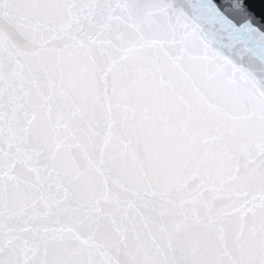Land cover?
<instances>
[{"label": "snow or ice", "instance_id": "6c2138e0", "mask_svg": "<svg viewBox=\"0 0 264 264\" xmlns=\"http://www.w3.org/2000/svg\"><path fill=\"white\" fill-rule=\"evenodd\" d=\"M0 10V264H36L17 243L27 231L106 254L92 225L112 182L134 191L116 205L145 227L170 210L186 227L185 201L166 200L168 189L196 200L191 181L240 161L257 186L229 196L241 251L217 264H264V31L242 0H0ZM241 102L247 114L227 111ZM72 149L85 164L70 163ZM18 200L45 209L19 212ZM47 264L96 262L50 253ZM131 264L205 262L187 253Z\"/></svg>", "mask_w": 264, "mask_h": 264}, {"label": "water", "instance_id": "95a60500", "mask_svg": "<svg viewBox=\"0 0 264 264\" xmlns=\"http://www.w3.org/2000/svg\"><path fill=\"white\" fill-rule=\"evenodd\" d=\"M218 6H222L223 0H214ZM244 7L254 16L253 23L259 21L258 27L264 31V0H242ZM223 10V9H222ZM4 11L0 10V17ZM13 18L15 13L11 14ZM264 38V37H258ZM53 41V44H59ZM101 100L97 101L92 112L98 120L104 118L103 85ZM226 109L233 115L247 114L243 102L239 107L226 104ZM69 161L72 164H85V158L77 149L69 153ZM18 171L24 180L30 181L31 174L24 169ZM190 185L199 193L196 200L188 199L186 190L172 186L168 189L165 199L185 201L184 208L192 218L191 224L178 228L182 224V218L175 210L165 214L151 216V220L145 227L143 217L134 209L125 211L119 208L116 202H126L135 199L134 191L120 183L112 182L106 189V199L101 201L99 219L92 225L95 240L103 247L106 254L99 251H90L81 246L77 241L67 240L61 244L49 242L47 246L40 242V237L34 232L20 233L19 244L21 250H32V259L36 264H47L50 253L61 256L91 257L96 264H123L122 257L132 260L145 261L163 258H171L173 255L192 253L205 264H217L227 259L240 256V245L236 231L239 226L238 214L234 211V204L229 198L231 194L242 191H252L257 186L254 171L244 162L228 163L223 165L218 173L214 172L200 179L191 181ZM153 206L161 208L163 201H153ZM16 207L19 212L25 210L33 214L45 209L43 201L35 200L32 208L25 209L24 202L18 200ZM231 212L230 216L223 213ZM20 216H14L10 221L13 229L20 227ZM122 226L127 231L121 230ZM26 242V243H25Z\"/></svg>", "mask_w": 264, "mask_h": 264}]
</instances>
